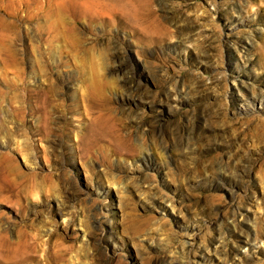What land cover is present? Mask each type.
Wrapping results in <instances>:
<instances>
[{
    "label": "rangeland",
    "instance_id": "374dc122",
    "mask_svg": "<svg viewBox=\"0 0 264 264\" xmlns=\"http://www.w3.org/2000/svg\"><path fill=\"white\" fill-rule=\"evenodd\" d=\"M0 264H264V0H0Z\"/></svg>",
    "mask_w": 264,
    "mask_h": 264
}]
</instances>
